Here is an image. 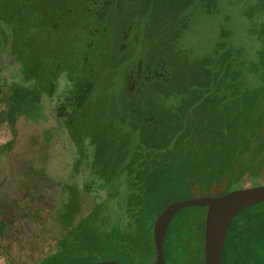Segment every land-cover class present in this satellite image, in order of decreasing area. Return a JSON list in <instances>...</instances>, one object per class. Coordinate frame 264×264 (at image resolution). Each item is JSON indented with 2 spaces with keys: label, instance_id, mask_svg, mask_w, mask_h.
Returning <instances> with one entry per match:
<instances>
[{
  "label": "rangeland",
  "instance_id": "374dc122",
  "mask_svg": "<svg viewBox=\"0 0 264 264\" xmlns=\"http://www.w3.org/2000/svg\"><path fill=\"white\" fill-rule=\"evenodd\" d=\"M22 1L26 3L25 9L30 12L34 8L39 9L36 14L46 17L43 22L48 21L49 0ZM62 2H65V11L64 15L59 14L62 17L59 26L52 27L55 23L48 21L46 27L38 28L39 31L36 30L35 34H29L30 29H22L21 25L13 33L6 21L15 13L16 5L13 0H5L2 5L0 3V83L3 76L10 72V65L19 59V51L23 50L24 44L20 40L22 35L17 34L22 31L27 35V50L32 51V56L43 62V69L48 71L44 74L43 81L55 83L57 76L68 71L75 77L82 76V68L92 71L91 75L96 81L89 102L68 127V134L59 132V124L50 119L47 112L41 117L36 116L35 120L24 115L19 117V141L1 154L3 159L0 164V186L8 182L15 186L13 180L20 176L23 178L21 188L24 190L17 191L12 186L14 193L17 192L16 195L8 190H0V193H5L0 194V252L4 256L1 264H38L45 257L47 259L44 264H90L108 260L122 264H154L156 256L151 245L147 249L143 244H140L141 249L140 245L137 246L141 255L132 260L128 254L114 255L110 251H101L97 238L96 241L91 239L82 244L78 241L76 218L71 213L67 216L61 213L74 210L79 179L83 177L87 192L96 187L98 198L104 194L103 191L105 195L114 193L115 197H105L102 203L87 210V229L95 230L94 236L106 239L113 231L114 224L120 222L125 225V229L129 227L130 222L126 221L132 203L128 204L122 195L124 186H113L118 180L113 177L126 176L135 157L139 156L143 160L142 165H145L152 164V161L158 164L163 160L168 163L173 156H158L154 148L163 144L146 143L144 137L137 132L136 124L144 126L145 122H150V118H160L162 121L167 118L168 124L176 129L178 125L168 119L172 115L182 129L180 133L183 137L186 135L185 142L194 146L211 142L214 145L234 143L238 128L255 126V122H252L254 112L248 111L243 116L241 112L246 111L242 106L248 105L249 98H245L247 92L252 96L262 85L259 81L264 76V70L261 69L264 64L258 68V62L264 39L254 33V27L264 23V11L255 14L245 9L242 1H238L233 7L234 4L224 3L223 0H191L190 4L173 0H117L113 6L107 7H104L102 0H58L57 3L64 6ZM262 3L264 0L255 2L257 6ZM51 7L53 1L49 10ZM55 33L61 35L60 42ZM157 56L159 57L152 59ZM30 57H27L28 61ZM162 57L173 65L181 62L185 85L178 88V84L175 88L168 86L161 89L158 96L143 95L138 92L141 89L142 68L147 62L157 61ZM57 64H61L60 69L55 66ZM54 70L57 71L54 73ZM40 77L33 76L31 83L32 92L39 93L36 95L42 97L48 94V89L43 87L42 82H38ZM164 81L163 78L156 79L154 87H162ZM1 96L3 92L0 88V145L13 136V117L8 116L7 103L2 101ZM168 107L173 109V114L166 112ZM39 118L51 124V131L45 130L43 135L46 140L50 138L51 142L42 141L47 148H54V157L51 165H48L49 171L57 170L63 179L70 177L71 173L75 176L74 180H67L70 185L66 184L73 187L68 192L72 196L66 197L64 201L63 198H58L62 224L70 225L62 231L59 228L39 225V216L47 218L54 211L52 204L55 203L51 200L54 195L50 193L49 198L40 200V192L35 189H39L41 185L30 184L27 173L17 170V166L22 163L19 158L33 141L32 138L36 136L38 140L41 137L39 127H36L39 131L37 132L30 125L33 121L38 124ZM154 126L158 127L157 124ZM60 154L67 155V160L60 158ZM51 157L47 156L45 159ZM259 172L263 174L257 180L246 177L227 192L264 185L263 166L259 167ZM42 175L46 177V173L43 172ZM51 175L52 173L49 174L50 177ZM64 183L66 182H61V185ZM16 185L20 186L17 183ZM54 186L48 184L46 187L52 191L56 188ZM212 190L215 195H199L194 190L188 197L227 193L216 194L221 192V187H213ZM52 192L55 193V190ZM117 192L120 194L116 195ZM185 199H176L170 203ZM94 200L96 201L95 198ZM247 209L239 213L230 226L227 251L233 254L232 258L236 255L234 262L237 264L246 262L244 255L238 254L240 251L254 256L255 264H264V202ZM204 210H200L202 214L207 212ZM189 213L195 217L198 212L195 209L181 210L172 222L177 224ZM132 230L136 232L135 227ZM58 234L62 238L67 237L70 245L67 241L66 244L59 245L56 239L61 237ZM70 247L77 248V251L81 247L87 249L83 253L65 256L50 255L57 250L62 253ZM168 264H171L170 253Z\"/></svg>",
  "mask_w": 264,
  "mask_h": 264
},
{
  "label": "trees",
  "instance_id": "16d2710c",
  "mask_svg": "<svg viewBox=\"0 0 264 264\" xmlns=\"http://www.w3.org/2000/svg\"><path fill=\"white\" fill-rule=\"evenodd\" d=\"M3 1L5 0H0L1 5ZM52 1L53 7L49 10V5H51ZM52 1H48V21L52 24L55 23L52 27L55 25L58 27L62 19L59 14L61 13L64 15L65 2H62L64 3L63 6L62 4L58 5V0ZM102 1L104 7L113 6L117 2V0ZM190 1L191 0H173V2H189V4ZM238 1H242L241 4H243L245 9L249 12L260 14L264 11V3L259 6L255 4V2L257 3L259 0H248V2L247 0H223L224 3L234 4L233 7L237 5ZM13 3L16 5V11L10 16L8 21H6L7 26L9 29L13 30V33L18 30V25H21L23 27L22 29H26L27 31L30 29L29 34H35L36 30L39 31L40 28L46 27L48 21L45 20L43 22L46 17L41 14H36L39 9L34 8V10L30 12L25 9L26 3H23L22 0H13ZM1 7L2 6H0V9ZM1 20L2 19H0V21ZM33 27H36V29L33 30ZM254 28V33H257L261 39H264V23ZM17 34L22 35L20 40H22V44H24L23 50L19 51V59L10 65V72L8 71V74L3 76L0 83V88L3 92L1 99L3 102L7 103L8 116L13 117L11 120L13 136L5 144L0 145V164L3 159L1 158V154L9 146L14 147L19 141L21 131L18 126V119L21 115L29 116L32 120H35L36 116L41 117L47 112L48 115H50V119L55 120L59 124L57 126L59 132H64L65 128L73 124L76 119L75 117H77L81 110L87 105L96 85V81L91 75L92 71H89L87 68H82V76L75 77L70 73L57 76L55 83L52 82L49 84V81H43L44 74L48 72L47 69L45 70L42 67L44 63L36 60V58L32 56L34 55L32 51H29V49L27 50L28 40H26V33L22 31V33L19 32ZM55 35L60 42L61 35L59 36L57 33H55ZM39 37L42 38L40 35ZM20 46L22 47V45ZM262 46L263 49L259 50V52L262 53L259 59L260 61L258 62L260 67L258 68H261V65L264 64V44ZM28 56H31L29 59L30 61L27 59ZM158 57L159 56L152 59ZM55 66L57 68L60 67L59 64ZM83 66L86 67V65ZM261 69L264 70V67ZM142 70V76L140 77L141 84L139 87L141 89L138 90V92H142L143 95L153 94L154 96H158V94H161L160 90L168 86L175 88V85L178 84L176 85L178 88V86L182 84L185 85L181 62L180 64L173 65L170 61L165 59V57H162L157 61L151 60L147 62ZM56 71L57 70H54V73ZM33 76L36 78L41 76L38 82H42L43 87L48 89V94L41 97L36 95L39 93L32 92L31 81L33 80ZM162 78L165 80L161 85L162 87H154V85H156V79L161 80ZM259 83L262 84L260 87L262 90H257V93L252 96L247 92L245 98H249L248 105L242 106L246 111L241 112V116L248 114V111L254 112L252 122H255L256 125L246 126L247 128H238V135L235 137L234 143L222 145L216 143V145H214L212 144L213 142H211L206 145L199 143L196 144V146L191 145L189 142L186 143V135L183 137L184 135L180 133L182 129L179 123L176 122V117L172 115L171 117L169 116L168 119L173 124L178 125L176 129H173L172 126L168 124L166 121L167 118L163 121L160 118L157 120L150 118L149 120L152 124L150 122L146 124L145 122L144 126L136 124L135 127L137 132L141 137H144L146 143L160 142L163 144L160 147L156 146V148H154L158 156L160 154H165L168 158L169 154H172L171 161L167 163V160H163V162L160 161L158 164L152 161V164L142 165L143 160H140L138 156L135 157V161L129 165L126 176L113 177L118 179L113 186H124L122 195L126 198L128 204L132 203V207L128 210L129 217L126 221V223L130 222L129 227L125 229V225L120 222L116 223V225L114 224L112 227L113 231L106 239L100 236H94L96 235L94 232L95 230L87 229V210L91 209L93 205L95 206L97 203H102L105 197L108 199L115 198L114 193H112L113 195L108 193L105 195L103 191L102 193L104 194L98 198L96 187L91 188L92 190L87 192V187L84 185L83 177H81L79 179L80 186L79 189H77L79 190L78 198L74 202V210L71 212L65 210L64 213H61L62 215L65 214V216L71 213L73 218H76L75 221H77V231L79 233L78 241L84 244V242L91 239L96 241L97 238V242L102 249H100L101 251H110L113 252L114 255L128 254L132 260H136V258L141 255L140 244H143L146 249L151 245L155 256H157L153 232L155 218L171 201L189 198L188 196H190L194 190H197L199 195H215L212 190L213 187H221V192L216 194H222L229 191L233 185L243 182L246 177L257 180V178L263 174L259 172V167H264V76L260 77ZM41 92L44 94L43 89ZM255 100H257V103ZM170 108L171 107H168L166 112H171L173 114V109L170 110ZM240 118L243 119L244 117ZM39 119L38 124L36 121H33L30 125L33 130L37 132L39 131L36 127H39L41 133L39 134L41 137L38 140L36 136L32 138L33 141H31L24 154L19 158L21 159L19 162L22 163L17 166V170L21 173H27L26 175L28 176L30 184L34 186L41 185L39 189H35L40 192V200H42V198H49L48 196L50 193L54 195L51 199L53 203H55L52 204L54 211L47 218L39 216L37 219L39 225L42 227L59 228V230L62 231L64 227L68 228L70 225L64 226L62 224V217H59L61 209L58 198L61 197V200L63 198L64 201L66 197H71L72 193L69 194L68 192L72 190L73 187L71 186L70 188L66 186L68 183L64 179L50 177L45 171L43 167L45 165V157L54 155V148H47L44 144L46 138L43 135L46 132L45 130L51 131V124L42 121L41 119L43 118ZM154 124H157L158 127H155ZM49 139L46 140L48 143L51 142H49ZM28 153H32L33 155H25ZM43 172L46 173V177L42 175ZM22 181L23 178L17 176L15 180H13L15 186H12L14 189L17 191L24 190V188H21ZM61 182L66 183L61 185ZM16 183L20 186L16 185ZM48 184L56 186L54 189L55 193L52 192L54 190H48V187H46ZM12 186L9 182L4 183L0 186V190H8L12 195H16L17 192L14 193L15 190H13ZM2 193L0 194H5ZM118 194H120V192H117L116 195ZM184 209H195L198 213L195 217L194 214L189 213L177 224L171 221L164 243L167 257L166 264H168L169 253L171 254V264H205L204 220L206 219V213L203 212L202 214L201 211L204 209L207 211V207L189 206ZM184 209L182 210L184 211ZM33 210L34 208L32 211ZM245 210L248 209L246 208ZM29 219L30 218L27 216L28 221H30ZM133 227L136 228V232L132 230ZM57 236L61 237V239H56L59 245L61 243L66 244V241L68 245H70V240H68L67 237L62 238L59 234ZM62 240L63 242H61ZM139 245L140 249H137ZM84 249L87 248L81 247L77 251V248L70 247V249L68 248V250L62 253H59L57 250V252H52L50 255L57 256V254H59L65 256L72 253H83L86 251ZM96 250L98 249L96 248ZM46 259L45 257V259L38 264H44Z\"/></svg>",
  "mask_w": 264,
  "mask_h": 264
},
{
  "label": "water",
  "instance_id": "95a60500",
  "mask_svg": "<svg viewBox=\"0 0 264 264\" xmlns=\"http://www.w3.org/2000/svg\"><path fill=\"white\" fill-rule=\"evenodd\" d=\"M264 202V185L231 190L222 195L193 197L170 203L154 223V264H166L165 236L174 216L189 206L207 207L204 233L205 264H223L224 246L234 218L243 210ZM90 264H122L115 260Z\"/></svg>",
  "mask_w": 264,
  "mask_h": 264
},
{
  "label": "flooded vegetation",
  "instance_id": "af4514ba",
  "mask_svg": "<svg viewBox=\"0 0 264 264\" xmlns=\"http://www.w3.org/2000/svg\"><path fill=\"white\" fill-rule=\"evenodd\" d=\"M228 232H229V230H228ZM227 239H228V233H227V237H226V241H225V246H224L223 264H237L236 262H234V259H235V256L236 255H234V258H232V255L233 254L231 252L227 251ZM235 249H236V246H235ZM238 254L244 255L243 258L246 260V262L243 263V264H255V262H254V256L251 257V255H245L244 254V251H240V252H238Z\"/></svg>",
  "mask_w": 264,
  "mask_h": 264
},
{
  "label": "crops",
  "instance_id": "0c3cea01",
  "mask_svg": "<svg viewBox=\"0 0 264 264\" xmlns=\"http://www.w3.org/2000/svg\"><path fill=\"white\" fill-rule=\"evenodd\" d=\"M35 5V4H34ZM67 60H70V59H67ZM73 64H74V62H73ZM60 66H61V64H59ZM76 66V65H75ZM71 73V71H68L66 74H70ZM69 128L67 127V128H65V130H64V133H67L68 134V130ZM68 143H69V141H68ZM52 157H51V159H48L47 158V160L45 159V165L43 166L44 167V169H45V171L47 172V174L49 173V174H51L52 173V175H51V177H55V178H57V179H63L62 178V176L61 175H59V173L57 172V170H53V171H49V168H48V165H51L50 163H51V160L53 159V155H51ZM60 156V158L61 157H64V160H67V158H68V156H65V154H60L59 155ZM69 158L71 159V157L69 156ZM72 160V159H71ZM65 178V177H64ZM69 179H72V180H74L75 179V176L71 173L70 174V177H67L66 179H64V180H69ZM155 223V222H154ZM153 229H154V227H153Z\"/></svg>",
  "mask_w": 264,
  "mask_h": 264
},
{
  "label": "built area",
  "instance_id": "2783aa9c",
  "mask_svg": "<svg viewBox=\"0 0 264 264\" xmlns=\"http://www.w3.org/2000/svg\"><path fill=\"white\" fill-rule=\"evenodd\" d=\"M3 261H4V256L0 252V264L3 263Z\"/></svg>",
  "mask_w": 264,
  "mask_h": 264
}]
</instances>
